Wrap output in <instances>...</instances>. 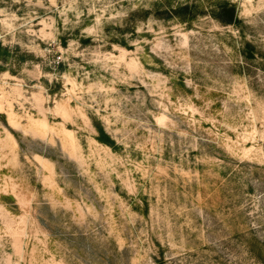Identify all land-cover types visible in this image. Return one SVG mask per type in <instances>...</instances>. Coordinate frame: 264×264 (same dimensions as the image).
Instances as JSON below:
<instances>
[{"label":"rangeland","instance_id":"obj_1","mask_svg":"<svg viewBox=\"0 0 264 264\" xmlns=\"http://www.w3.org/2000/svg\"><path fill=\"white\" fill-rule=\"evenodd\" d=\"M179 1L0 0L1 44L66 64L0 71V264H264V0Z\"/></svg>","mask_w":264,"mask_h":264},{"label":"trees","instance_id":"obj_2","mask_svg":"<svg viewBox=\"0 0 264 264\" xmlns=\"http://www.w3.org/2000/svg\"><path fill=\"white\" fill-rule=\"evenodd\" d=\"M201 3L194 2V1H179L177 5H169L167 10H163L167 13L166 18H177L187 23L194 22L200 15L206 13V9H200ZM161 11V10H158ZM201 12V13H200ZM142 14V15H140ZM136 15H139L141 19H136ZM151 15L150 10H135L132 11L130 16L127 18V26L129 28L126 31L132 30L133 33H136L137 27V20H145L148 19ZM209 16L216 19L219 23L224 26H241L243 24L242 19H240L236 4L230 0H221L215 3L209 9ZM125 28L123 27H116V32L109 33L110 44H118L120 46L131 48L126 37H125ZM81 42L83 45L91 44L93 42L92 37H82ZM61 45L63 47L68 46L67 39L63 38L61 41ZM247 50H253L251 45H247ZM29 64L30 66L34 65H41L43 68L44 73L51 72V70L55 69L59 72H64L66 69V64L63 61H56L54 65L51 63H45L41 57H37L35 53L24 50L20 45L14 46H5L0 43V71L1 72H9L12 75H18L19 69L23 67V65ZM42 82L44 86L47 88L50 95L55 96L56 94L60 93L63 88V81L61 79H55L54 81L50 82L49 79L42 77ZM4 120H6V115L1 114ZM93 124L98 132L97 139L113 148L114 150H118L119 144L117 141L108 133L104 124L100 120L93 119Z\"/></svg>","mask_w":264,"mask_h":264}]
</instances>
